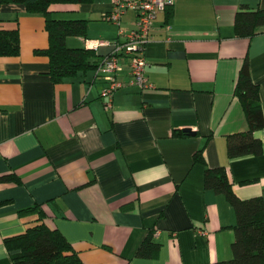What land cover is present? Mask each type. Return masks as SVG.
Masks as SVG:
<instances>
[{"label": "crops", "instance_id": "0c3cea01", "mask_svg": "<svg viewBox=\"0 0 264 264\" xmlns=\"http://www.w3.org/2000/svg\"><path fill=\"white\" fill-rule=\"evenodd\" d=\"M112 0L50 7L59 20H85L84 39L114 40L135 27L127 12L119 26L104 15ZM240 6L264 0H174L156 17L145 46L147 90L125 87L106 110L104 81L94 72L60 84L49 77L45 19L22 5L0 4V29H17L20 54L0 58V264H12L3 240L22 234L33 219L18 211L41 204L45 224L57 229L81 264H213L232 259L236 215L223 195L204 188L205 165L228 169L234 194L264 202V129L260 156L229 159L226 138L248 123L234 87L245 57L259 88L264 116V29L234 36ZM171 13L166 23V12ZM102 50L100 53H104ZM100 53L98 56H100ZM126 85L128 64L120 61ZM189 129L191 133H185ZM151 234L160 245L137 258Z\"/></svg>", "mask_w": 264, "mask_h": 264}, {"label": "trees", "instance_id": "16d2710c", "mask_svg": "<svg viewBox=\"0 0 264 264\" xmlns=\"http://www.w3.org/2000/svg\"><path fill=\"white\" fill-rule=\"evenodd\" d=\"M94 0H0L4 5H22L29 14H40L45 19L48 36L46 49L36 51L48 59L49 77L60 84L79 74L94 72L100 56L86 48L67 46L68 38H85L88 23L85 20H59L52 17L50 7L56 4H91ZM171 13L166 12V23ZM1 22V21H0ZM264 29V9L240 6L234 18V36L252 39ZM20 36L17 29H0V58L18 57ZM234 97L240 102L245 114L248 130L226 138L227 156L237 159L260 156L262 142L255 133L264 129V116L259 88L252 81L248 60L245 57L238 72ZM204 147L193 155V163L205 165L204 188L223 195L233 207L236 215L235 239L231 246L232 259L213 264H264V202L261 197L239 199L233 191V183L225 167L210 168L206 165ZM0 184H21L14 173L0 175ZM10 201L0 202V207ZM19 218H30L31 225L22 233L3 240L12 264H81L77 252L57 230L45 224L46 214L41 204L18 211ZM160 245L152 240L151 234L139 247L136 257L154 258Z\"/></svg>", "mask_w": 264, "mask_h": 264}, {"label": "built area", "instance_id": "2783aa9c", "mask_svg": "<svg viewBox=\"0 0 264 264\" xmlns=\"http://www.w3.org/2000/svg\"><path fill=\"white\" fill-rule=\"evenodd\" d=\"M174 0H112L110 11L104 15V20L119 26L122 17L127 12L135 14V27L127 32L119 30L114 40L84 39V47L100 53V62L95 74L101 78L105 87L101 97L105 99L106 110L112 108L113 94L128 87L147 90L152 86L149 83L145 68V46L150 40L153 23ZM128 64V79L126 85L119 79L121 71L120 61Z\"/></svg>", "mask_w": 264, "mask_h": 264}, {"label": "water", "instance_id": "95a60500", "mask_svg": "<svg viewBox=\"0 0 264 264\" xmlns=\"http://www.w3.org/2000/svg\"><path fill=\"white\" fill-rule=\"evenodd\" d=\"M185 133H191V131L189 129L184 130Z\"/></svg>", "mask_w": 264, "mask_h": 264}]
</instances>
